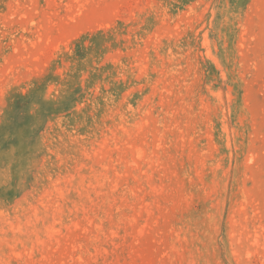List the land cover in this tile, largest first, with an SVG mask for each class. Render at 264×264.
<instances>
[{"label": "rangeland", "instance_id": "rangeland-1", "mask_svg": "<svg viewBox=\"0 0 264 264\" xmlns=\"http://www.w3.org/2000/svg\"><path fill=\"white\" fill-rule=\"evenodd\" d=\"M0 264H264V0H0Z\"/></svg>", "mask_w": 264, "mask_h": 264}]
</instances>
